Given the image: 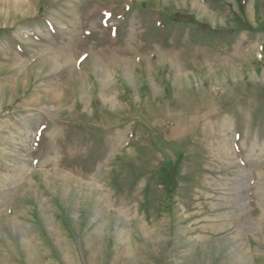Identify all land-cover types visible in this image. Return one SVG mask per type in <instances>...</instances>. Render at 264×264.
I'll return each mask as SVG.
<instances>
[{
	"label": "rangeland",
	"instance_id": "374dc122",
	"mask_svg": "<svg viewBox=\"0 0 264 264\" xmlns=\"http://www.w3.org/2000/svg\"><path fill=\"white\" fill-rule=\"evenodd\" d=\"M0 264H264V0H0Z\"/></svg>",
	"mask_w": 264,
	"mask_h": 264
},
{
	"label": "bare ground",
	"instance_id": "6f19581e",
	"mask_svg": "<svg viewBox=\"0 0 264 264\" xmlns=\"http://www.w3.org/2000/svg\"><path fill=\"white\" fill-rule=\"evenodd\" d=\"M150 115V114H149ZM147 118L148 119H150V117H148L147 116ZM209 118V117H208ZM203 123V122H202ZM206 126V125H205ZM223 127H225V125L223 126ZM204 130V129H203ZM210 130V129H209ZM201 132H204V131H201ZM246 137H247V135H246ZM225 140V142L226 141H229V139H227V138H224ZM130 142V141H129ZM131 143V142H130ZM132 144V143H131ZM219 149H221L222 151H227L228 150V148H229V146L227 145V144H223V145H219V147H218ZM74 250V249H73ZM74 252V251H73ZM71 253V252H70Z\"/></svg>",
	"mask_w": 264,
	"mask_h": 264
}]
</instances>
